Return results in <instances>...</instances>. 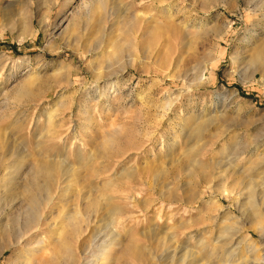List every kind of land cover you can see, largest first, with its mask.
Returning a JSON list of instances; mask_svg holds the SVG:
<instances>
[{
	"label": "rangeland",
	"instance_id": "374dc122",
	"mask_svg": "<svg viewBox=\"0 0 264 264\" xmlns=\"http://www.w3.org/2000/svg\"><path fill=\"white\" fill-rule=\"evenodd\" d=\"M263 42L264 0H0V264H257Z\"/></svg>",
	"mask_w": 264,
	"mask_h": 264
},
{
	"label": "bare ground",
	"instance_id": "6f19581e",
	"mask_svg": "<svg viewBox=\"0 0 264 264\" xmlns=\"http://www.w3.org/2000/svg\"><path fill=\"white\" fill-rule=\"evenodd\" d=\"M155 1V0H154ZM249 65L253 68L252 69V72L255 73V71H260L261 70V67L264 65V42L257 46L255 48V50L253 51V54L251 55V57L249 58V61H248ZM261 73H262V70H261ZM263 74H264V71H263ZM227 153V152H226ZM229 155V154H228ZM246 158H241V154L235 152V153H232L231 154V158H230V163L231 164H234L235 166H238V165H241L243 161H245ZM244 170V169H243ZM248 170V169H247ZM249 171V170H248ZM254 177L256 178L257 175H256V172L254 173H251V174H246V176L244 178H242V180L239 182V185L237 187H235V191H236V194L238 197H244V200L246 201V203H243V205H247L248 207H245L243 208L244 206H240L243 211L245 210L248 211V212H251L254 213V212H257V208H258V205L256 204V202L254 201L255 200V192H256V189L259 188L261 185L264 184V181L261 180L262 182H257L256 180H254ZM260 179V178H259ZM260 181V180H259ZM240 187V188H239ZM238 188V190L236 189ZM234 191V192H235ZM244 191V193H243ZM235 194V193H234ZM30 196V195H29ZM236 196V197H237ZM262 197L261 198L264 202V191H262ZM43 198V197H42ZM42 200V199H41ZM51 201V198H48L47 199V205L48 203H50ZM39 200H37L36 198H30L29 201H28V208L31 209V213L27 216L25 222H24V227L26 229H24L23 231H21V228H19V230L22 232L19 237L17 238H20L24 235H26L30 230L28 227H30V225H34V229H40L41 228V221H42V216L39 214L38 212V206H39ZM242 211V210H241ZM242 211V212H243ZM242 216H244V213H242ZM112 213V212H111ZM113 215V214H111ZM246 215V214H245ZM241 216V217H242ZM234 222V221H233ZM235 223V222H234ZM165 224H169V223H165ZM169 227V226H168ZM71 228V227H70ZM31 229V228H30ZM33 229V228H32ZM57 229H60V228H57ZM230 230H234L233 228H231ZM264 227H262L261 229L257 230L259 235H260V238H263L264 239ZM59 230H57L58 232ZM23 239V238H22ZM56 239V242L55 243H60L62 244V246L66 249V252L68 250V245L66 244V241L65 240H61V239H58V238H55ZM67 239V238H66ZM22 241V240H21ZM50 241H53V240H50ZM263 241V240H262ZM17 243V244H16ZM16 245H19L20 243V240L17 242L16 241ZM40 247L39 249H37L36 251L39 253V254H43L45 251H48V245H45L44 243H40ZM177 250V249H176ZM175 250V251H176ZM260 250V249H259ZM35 251V252H36ZM174 251V252H175ZM33 252V250H27L26 252V255L25 257L23 258L26 262L29 261L30 259V256H31V253ZM233 252V251H232ZM248 254L250 255H253L254 256V262H256L257 264H264V250L262 251V255H258L259 253L256 251V253L253 251V247L252 245L249 246V249L247 251ZM255 253V254H254ZM258 253V254H257ZM224 254L226 255V258L224 257V262L225 264L229 263L230 259L229 257H233L232 253L231 252H224ZM218 255V254H217ZM67 257L71 260L74 259V255L71 254L70 251L67 252ZM175 256H173L174 258ZM197 258V257H196ZM168 259V256L164 259V260H167ZM180 259V258H178ZM187 257H184L183 256V259L182 261H186ZM195 259V258H193ZM192 259V260H193ZM201 259V258H200ZM199 260V258H198ZM203 260V259H202ZM95 262V261H94ZM92 263V262H91ZM194 263H197V260L194 261ZM199 263V262H198ZM230 264V263H229ZM247 264V263H246Z\"/></svg>",
	"mask_w": 264,
	"mask_h": 264
}]
</instances>
